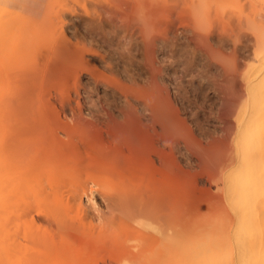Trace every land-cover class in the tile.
<instances>
[{
  "label": "bare ground",
  "instance_id": "bare-ground-1",
  "mask_svg": "<svg viewBox=\"0 0 264 264\" xmlns=\"http://www.w3.org/2000/svg\"><path fill=\"white\" fill-rule=\"evenodd\" d=\"M24 1L0 0V264H264V0H174L157 25L156 34L166 33L157 37L165 38L151 43L134 24L119 22L122 12L118 18V8L111 7L115 0H50L42 21L22 14ZM167 21L175 27L164 26ZM160 24L170 29L163 34ZM179 47L201 68L196 74L188 63L192 80L187 81L207 82L215 90L216 77H223L221 62L232 67L223 69L226 75L238 78L229 81L232 108L220 101L221 108H231L226 121L232 120L222 121L228 123L224 130L221 121L212 124L213 132H225L223 144L231 147L215 187L222 203L191 208V224L179 221L177 172L172 174L170 165L178 169L177 159L190 163L194 154L184 152L186 143L170 139L171 146L168 139L200 111L179 100L183 118L176 109L171 110L176 116L166 112L167 95L168 102L157 101L164 80L170 90L189 83L183 68L169 72L161 65L168 58L165 48ZM148 48L156 49L154 58ZM175 54L180 65L185 59ZM137 58L150 61V71ZM159 66L172 78L162 77ZM56 76L62 77L58 85ZM179 88L174 91L181 93ZM219 94L212 96L216 108L226 90ZM158 120L165 133L156 128ZM189 124L182 135L192 143L207 136ZM150 126L166 135L163 144H169L163 146H171L170 153L157 147L163 136L157 135L155 146L150 139L156 134L140 130ZM184 136L181 141L192 140ZM144 139L163 165L152 159L153 152L146 161L150 155L138 145ZM166 164L171 171L164 170L170 168ZM184 217L188 220L187 213Z\"/></svg>",
  "mask_w": 264,
  "mask_h": 264
},
{
  "label": "rangeland",
  "instance_id": "rangeland-1",
  "mask_svg": "<svg viewBox=\"0 0 264 264\" xmlns=\"http://www.w3.org/2000/svg\"><path fill=\"white\" fill-rule=\"evenodd\" d=\"M12 2H14V0H11ZM16 1V3H17V0H15ZM21 1V0H20ZM50 0H25L24 2V6L22 7V14L23 15H25V16H30V17H32V18H34V19H36V20H40V21H42L43 20V18L45 17V15H46V13H47V11H48V9H49V5H50V2H49ZM131 1V0H130ZM129 0H126V4H127V6L129 7V8H131L132 7V5H133V3L134 2H130ZM12 4V3H11ZM112 5H111V7L112 8H114V9H116V11H117V6H116V3L115 2H112L111 3ZM48 6V7H47ZM11 8H13L12 6H11ZM45 8V9H44ZM130 10V9H129ZM121 13V11L119 10L118 11V13ZM120 13L117 15V13H116V15L118 16V18H120ZM42 16H43V18H42ZM174 16V15H173ZM121 17H122V15H121ZM162 18V17H161ZM175 18V16L172 18V20ZM42 19V20H41ZM163 19V18H162ZM119 20V22H121V18L120 19H118ZM175 20V26L178 28L179 27V25H180V20L179 19H177V18H175L174 19ZM176 20H179V22L178 21H176ZM165 21V20H164ZM168 22L169 21H167V22H164V26H172V27H175V26H173V24H168ZM170 23H172L171 22V20H170ZM164 26H162V24H160V27L163 29L164 28V30L166 29ZM167 26V27H168ZM170 26V27H171ZM170 28H167L165 31H161V33L163 32V34H164V32H166V31H168ZM166 34V33H165ZM165 34L164 35H162V34H159V35H162V36H165ZM159 35L158 34H156V35H154L153 36V40H155V39H161V38H165V37H162V36H160L161 38H158L159 37ZM158 36V37H157ZM207 37V36H206ZM153 40H151V41H153ZM151 43V42H150ZM115 47V46H114ZM113 46H112V49L114 48ZM183 48V47H182ZM182 48L181 47H179V48H165V52L167 53V57L168 58H166L165 59V64L164 63H162L161 65H167L168 67H169V69H170V71L169 72H172V71H174L173 69H180V70H178V71H181V69L183 68H185V70L183 71V69H182V72H184V82H186L187 80H192L191 79V72H187V68L188 67H190V64L191 65H193L194 66V68H195V72H196V74H199L200 73V71L201 70H199V69H201L200 68V66L197 68L196 67V61L195 60H192L193 59V57H192V54H191V52L189 53L188 52V50L187 49H185V47L183 48V50H182ZM148 49H150V50H153L152 52L153 53H151V51H150V54H154V55H152L153 56V58L156 56L155 55V52H156V49H153V48H148ZM147 49V50H148ZM174 49H177V50H174ZM180 49V50H179ZM147 50H145L144 51V54L145 53H147V52H149V51H147ZM155 50V51H154ZM171 50H173V52L171 51ZM147 51V52H146ZM172 52V53H171ZM178 53V55H180V57H182V60L183 59H185L186 60V62H185V60H183L181 63H180V65H178L177 64V58L176 57H174V55L173 54H175V53ZM104 53V52H103ZM102 53V54H103ZM143 53V52H142ZM169 53V54H168ZM176 53V54H177ZM189 53V55H187L186 56V54H188ZM175 54V55H176ZM148 55V53L147 54H145L144 56L146 57ZM209 55H210V57H209ZM104 56H105V54H104ZM137 56H138V53H137ZM151 55H150V57H152ZM172 56V57H171ZM211 56H212V59H211ZM170 57V58H169ZM186 57H188V58H186ZM153 58H152V60H153ZM208 60H210L211 59V61L212 62H216L215 64H217L218 63V61L216 60V59H214L213 58V55L211 54V53H209L208 52ZM140 59V60H139ZM145 59V58H144ZM143 59V60H144ZM146 59L147 60H150L149 59V56H147L146 57ZM138 60V61H137ZM147 60H145V62L144 63H146L145 64V66H143L147 71H150V68H149V63H150V61H148L147 62ZM215 60V61H214ZM134 61V62H133ZM132 61V64L134 65V64H136L135 63V59ZM136 61L138 62V64H139V62H140V64L142 65V59L141 58H137L136 59ZM167 61H168V64H167ZM191 61V62H190ZM142 62V63H141ZM185 62V67H184V65L182 64V63H184ZM209 62V61H208ZM211 62V63H212ZM170 63L172 64V65H170ZM188 63H190V64H188ZM220 63V62H219ZM160 65V64H159ZM174 65V66H173ZM183 65V66H182ZM187 65V66H186ZM221 65H222V67H224L223 69H226L227 71H229V69L230 68H232V67H230L228 64H226V63H224V64H222V62L220 63V65H218L219 67H221ZM136 66V65H135ZM161 67V66H159V68H161V73H160V75H162V77H169V78H172V76L171 75H168L167 76V74L166 73H164V72H166V70L164 69V67ZM172 66V67H171ZM127 68H129V70L130 71H133L134 69H135V67L133 68V66H129V67H127ZM132 68H133V70H132ZM197 69H198V73H197ZM223 69H221V74H222V78H220V77H216V78H218V81H220L221 82V84H220V82H217V79L216 78H214L215 76L214 75H210V74H208V73H206L205 71V73H206V75H207V77H209L210 79V81H212L213 82V80L215 81V79H216V83H218L219 84V86H218V84L216 85L217 87H216V89H218L219 91H217L216 89L215 90H213L215 87L213 86V85H211V87L213 88L212 90L210 89V84H208L207 82H202L201 84L200 83H198L197 81V79H193L194 81H187V82H189V83H187V84H185L184 83V85H182V84H178V85H172V87H174V88H176V86H177V88H179V87H181V86H183V87H181V88H179V89H181V93H178L177 92V89H175L176 90V92L174 91V88H173V90H170L171 89V86L170 85H168V83L164 80V82H162L161 84H163L162 85V88H161V85H159V87L161 88L160 90H159V94L160 95H158L157 97V101H159L158 103H163L164 102V100L165 101H167L168 99V97H169V99H171V101L169 100V104L167 103V105H170V107H172V105H173V108H170V107H167V105L165 104V106H166V108L167 109H169V111L168 110H166V112H172L173 110H175L176 111V113L179 115V117H183V118H187V117H184V113H183V110H181V103H180V101L181 102H183V100H185V103H186V106H189V105H191V109H194L195 108V110L196 111H200V114H199V116H198V112H196L197 113V115H196V117L194 118L195 120H197V119H201V120H197V121H192L191 119H192V117L190 116V117H188L187 118V120L189 119V118H191V119H189L188 121H186V123L184 124L183 122L182 123H179V127L181 126L183 129H182V133H184V131L186 132L187 130H185V127L184 126H187V124H191L192 125V128H195V130L196 131H198V134H199V130L202 132V130H206V131H203V132H205L206 134H207V136H205V137H207V138H205L203 135H202V138L201 137H199L200 139V141H198V140H196L195 142H191V141H193V139L190 137V136H187L186 134H183L182 135V133H177V131H175V134H174V137L173 138H171L172 136H169V139H168V137H165V139L167 138L168 139V141H169V143L171 142V140L170 139H172V143H174L173 142V139H177V142H178V140H179V142L180 143H177L176 142V140H174L176 143H177V145H180V146H182L183 144H185V145H183V148L185 149V147L184 146H188V148L189 149H185V150H189V151H192V153L190 152V153H188L189 151H185L184 150V152H186L188 155H192V154H194V155H192L193 157L192 158H194L193 160L196 162H190V163H192L191 165H190V163L188 162H184V160L182 159V158H179V159H181V161L182 162H184V163H182L179 159H177L178 160V162L180 161V163H178L177 162V166L179 167H177L178 169H176V168H174L175 166H176V164H175V166L173 165H170V163H169V165L173 168H171L168 164H166V165H168V167H170V168H164V166H165V163H164V166H163V168H164V170H170L171 171V169H172V174H175V172H177V175H173L174 177L176 176V186L173 188V189H177V190H174L175 192L177 191V192H179L178 190H180V192H179V194H177V192H176V199L178 200V196H179V209L178 210H180V212H181V215L179 214V216H180V218H179V221H180V223L182 222V224H191V223H193L192 222V218L188 215V213L191 211V208L193 209V210H199V208L201 207V208H206V207H209V202L213 205H211L212 207H215L216 205L217 206H221L220 205V203H222V196H221V193L219 192L218 193V191L215 189V187L217 186L216 184H219L218 182H220V179H221V174H222V172H223V170H224V164L227 162H225V160H227L228 159V156L230 155L229 153V151H230V148L231 147H229L230 145L228 144V145H224L223 143H225V141L223 140V137L224 138H226L225 136V132L222 134H219V133H216V132H213L214 131V128L212 127V124H215V125H217V126H219V124L222 126V128H221V126L219 127L220 129H225L226 127H227V124H224L223 125V123L224 122H229V121H231L232 120V118L230 119V116H229V119L230 120H228V118H227V121H226V117H224V116H228V113H229V109L228 108H232V100H231V98H229L228 96H230V94H231V92H230V85H231V83H233V81H236L238 78H235V76L233 75L234 73H232V75L234 76V78H232L233 76L230 74V73H227V75H226V73H224L223 71H226V70H223ZM232 71V70H231ZM233 72H234V70H233ZM186 73V74H185ZM190 73V74H189ZM170 74H172V73H170ZM220 74V75H221ZM230 74V75H229ZM236 74V73H235ZM190 75V76H189ZM210 75V76H209ZM230 76V77H227V76ZM68 76V75H67ZM70 76V75H69ZM174 76H176V75H174ZM174 76H173V79H174ZM179 76V75H178ZM178 76H176V78L178 77ZM189 78H188V77ZM59 77L60 76H56V83L58 82V80H60L62 77H60V79H59ZM193 77H194V74H193ZM192 77V78H193ZM224 77H226L225 78V81H224ZM236 77H238V75H236ZM72 78V77H71ZM166 78V79H167ZM188 78V79H187ZM214 78V79H213ZM213 79V80H212ZM223 79V80H222ZM226 79H228V81L226 80ZM234 79V80H233ZM53 80H55V79H53ZM72 80V79H71ZM179 80V79H178ZM231 80V81H230ZM195 81H196V83H195ZM231 83H230V82ZM60 82V81H59ZM175 82V81H174ZM230 83L229 85L227 84V83ZM176 83H177V80H176ZM206 83V84H205ZM58 84H60V83H57V85ZM189 84V85H188ZM197 84V85H196ZM205 84V85H204ZM186 85L188 86V87H186ZM194 85H195V87H194ZM200 85H203V87H202V89H201V87H200ZM220 85H222V86H220ZM225 85L226 86H228L229 87V92L227 91L228 90V88H224L225 87ZM185 87V88H184ZM190 87V88H189ZM166 88H167V92H166ZM185 89V90H183V89ZM188 88V89H187ZM207 90H209V91H212V92H209L208 91V94L206 93L207 91H206V89ZM209 88V89H208ZM221 88V89H220ZM225 89L226 90V95H222V93L223 92H225V90H222V89ZM170 90V92H169V90ZM163 91V93H164V95H163V93H162V91ZM172 91H174L176 94H178L179 95V97H181V99H179L178 98V103H176V101L174 100V95L175 94H173L172 93ZM214 91V92H213ZM223 91V92H222ZM165 92L167 93V94H165ZM220 92V94L219 95H222L223 97L222 98H220L219 96H217V97H219L218 98V102L216 103L217 104V106H218V108H216L215 106H212V105H214V100H213V95L216 93V95L218 94ZM222 92V93H221ZM228 92V93H227ZM55 92L54 91H52V98H53V101H55L56 103H58V104H60V101H61V98H60V96L58 95V93L56 94H54ZM169 93V94H168ZM211 93V94H210ZM214 93V94H213ZM162 94V95H161ZM173 94V95H172ZM181 94H184L185 96H184V98H183V95L182 96H180ZM168 96L166 99L164 98L165 96ZM177 95V96H178ZM204 97H203V96ZM210 96L212 97V98H210ZM232 96V95H231ZM224 98V99H223ZM156 99V98H155ZM160 99V100H159ZM177 99V98H176ZM183 99V100H182ZM222 99L224 100V101H222ZM180 100V101H179ZM173 101H175V102H173ZM220 101H222L224 104H227L226 106H230V107H226L225 105H223L224 107H222L223 108V110H222V108L220 107V105L221 104H223L222 102H220ZM168 102V101H167ZM153 103V102H152ZM151 103V104H152ZM170 103H172V104H170ZM175 103H176V105H175ZM179 103H180V105H179ZM188 103V104H187ZM221 103V104H220ZM154 104V103H153ZM178 104V105H177ZM175 105V106H174ZM177 106V107H176ZM202 106V107H201ZM222 106V105H221ZM151 107V106H150ZM149 107V108H150ZM190 107V106H189ZM194 107V108H193ZM178 108V109H177ZM180 108V109H179ZM230 108V109H231ZM172 110V111H171ZM222 112L221 113V115L219 114V112L220 111ZM224 110H227V111H224ZM229 110V111H228ZM150 111V110H149ZM175 111H174V113L172 112L171 114H175V116H176V113H175ZM178 111H179V113H178ZM219 111V112H218ZM170 113H167V115L165 114V117L167 116V117H169L170 115ZM180 113H181V115H180ZM218 113V114H217ZM225 113V114H224ZM183 114V115H182ZM206 114V115H205ZM230 114V113H229ZM169 115V116H168ZM200 115H201V117H200ZM220 115V116H219ZM175 116H172V118L171 119H173V117H175ZM219 116V117H218ZM221 116L222 117H224L223 119L225 120H223V119H221ZM158 117V116H157ZM166 117V118H167ZM178 117V116H177ZM179 117H178V119H179ZM165 118V119H166ZM170 118V117H169ZM220 119L219 121H218V119ZM157 119H159V117L157 118ZM160 119L161 120H163L164 119V115L162 114L161 116H160ZM178 119H175L174 118V120H178ZM214 120H216V121H214ZM180 120H178V122H179ZM214 121V122H213ZM221 121V122H220ZM222 121H223V123H222ZM207 122V123H206ZM209 122V123H208ZM216 122V123H215ZM220 122V123H219ZM204 124L205 123V125H202V124ZM157 124H160L161 126L163 125L161 122H160V120H158V123ZM156 124V125H157ZM182 124H184V125H182ZM189 124V125H190ZM210 124V125H209ZM160 125L158 126H156V128H158L159 129V131H160V133H165L164 132V129H165V127H163V126H165V125H163L162 127V129H161V127H160ZM190 125V126H191ZM208 127H207V126ZM226 125V126H225ZM160 127V128H159ZM206 127L208 128V129H206ZM150 128H152L153 129V127H147L146 129L145 128H141L140 130H142L143 129V131L144 132H151V133H153L152 134V136H155L154 134H156V132L154 131H152V129H150ZM201 128V129H200ZM180 130H181V128H179ZM213 129V130H212ZM148 130V131H147ZM213 133H212V132ZM140 133H141V131H139ZM214 133H216V135L214 134ZM178 134V135H177ZM179 134H181L182 136L181 137H183L184 135V137H186V138H188V137H190L192 140H190L189 138V140H185V139H183L182 141L180 140V135ZM219 134V135H218ZM145 135L146 136H149L148 138L150 139L151 138V136H150V133L148 134H146L145 133ZM157 135H161V136H163L162 138H159L160 140L162 139V142H160V140L159 139H157L156 137H161V136H157ZM164 135L165 134H156V136H155V138L153 137L152 139H150V140H153V142H151L152 144H154L155 142V146L157 145V141H159L160 142V145H157V147H159V146H161L162 148L164 147V149L166 150V151H168V153H170L169 152V150H167L169 147H165L166 145H168L169 143H167L166 144V142L164 143L165 144V146H163L164 144H163V139H164ZM222 135V136H221ZM146 136H144V137H146ZM166 136V135H165ZM168 136V135H167ZM177 136H178V138H177ZM222 138H220V137ZM176 137V138H175ZM180 137V138H179ZM209 138V139H208ZM146 139V142H147V140H149V139H147V137L145 138ZM145 139H144V141L141 143V142H139L138 143V145L139 146H141V149H143L142 147H144V145H145V148H144V150L146 151V154L147 155H150V157H148L145 153H143L144 152V150L142 151V150H140V152H142L143 153V157L144 156H147L148 158H146L145 157V159H146V161H148L150 158H152V156L153 155H151L152 154V152H153V154L155 155V156H153V160L157 163V165L158 166H160V165H163V163L161 164V162H163L162 161V159L160 160V159H157L158 158V156H157V153H154V152H157V151H155V150H153L152 151V148L153 149H155V147H152V144L150 143V142H148L147 144H149L150 143V145H146L145 144ZM166 139V140H167ZM182 139V138H181ZM203 139V141H201ZM207 139V140H206ZM213 139H214V141H213ZM149 140V141H150ZM156 140V141H155ZM224 142H223V141ZM167 141V142H168ZM184 141V142H183ZM198 141V142H197ZM159 142H158V144H159ZM197 142V143H196ZM219 142V143H218ZM172 143H170V145L172 144ZM175 143V144H176ZM196 146H195V145ZM215 144V145H214ZM143 145V146H142ZM153 145V146H154ZM173 145V144H172ZM171 145V146H172ZM195 147H193V146ZM198 145V146H197ZM202 145V146H201ZM171 146H170V150H171ZM220 146V147H219ZM150 147V148H149ZM229 149H227V148ZM139 147L137 146V148H135V149H138ZM221 148V149H220ZM149 149V150H148ZM157 149V148H156ZM199 149V150H198ZM220 150V151H217L216 152V150ZM139 150V149H138ZM200 150H202V151H200ZM149 151V152H148ZM210 153H209V152ZM208 152V153H207ZM206 153V154H205ZM202 154V155H201ZM210 154V155H209ZM218 155H219V158H218ZM201 156V157H200ZM205 156H207L206 158H205ZM164 157V156H163ZM165 157H167V158H165V159H168L169 160V156L168 155H166ZM196 157V158H195ZM205 158V159H204ZM227 158V159H226ZM151 159V160H152ZM164 159V158H163ZM164 159V162L166 161L167 162V160H165ZM219 159V160H218ZM161 161L160 162V165H159V161ZM218 160V162H215V161H217ZM150 161V160H149ZM158 161V162H157ZM222 161H224V163L222 162ZM212 162V163H211ZM168 163V162H167ZM185 163H187V164H185ZM195 163V164H194ZM204 163V164H203ZM187 167L188 166V168L186 169V168H184L183 166L184 165ZM190 166H189V165ZM203 164V165H202ZM217 165V167L215 168V166ZM183 165V166H182ZM194 165V166H193ZM213 165V166H212ZM162 168V169H163ZM189 168H191L189 171H188V169ZM214 168V169H213ZM177 171H176V170ZM221 169V170H220ZM192 170V171H191ZM194 170V171H193ZM206 170H208V171H206ZM183 171V172H182ZM217 171V172H216ZM187 172V173H186ZM183 173V174H182ZM198 173V174H197ZM220 173V174H219ZM187 176H188V178H187ZM211 176H213V178L211 177ZM157 177V176H156ZM159 178V177H158ZM157 178V179H158ZM217 178V179H216ZM174 180H175V178H174ZM214 180V181H213ZM218 180V181H217ZM187 181V182H186ZM190 181V182H189ZM195 182V183H194ZM217 182V183H216ZM163 183V182H162ZM162 183H160V184H158V185H162ZM165 183V182H164ZM166 183H168L169 184V182H166ZM190 183V184H189ZM212 183V184H211ZM167 184V185H168ZM165 185V184H164ZM170 185V184H169ZM168 185V187L170 188V186ZM185 185V186H184ZM192 185V186H191ZM211 185V186H210ZM215 185V186H214ZM182 186V187H181ZM204 186V187H203ZM160 187V186H159ZM168 187L166 188V189H168ZM183 187H185V189L183 188ZM160 188H163V186L162 187H160ZM187 188V189H186ZM198 188V189H197ZM165 188H164V190H166ZM190 192H188V191ZM167 191V190H166ZM182 192H184V194L182 193ZM207 192H209V193H207ZM210 192H212V193H210ZM181 194V195H180ZM204 194V195H203ZM213 194V195H212ZM216 194H219V195H216ZM211 195V196H210ZM209 196V197H208ZM214 196V197H213ZM221 196V197H220ZM207 198V199H206ZM220 200H219V199ZM212 201H211V200ZM184 200V201H183ZM96 201L97 202H101V198H98V197H96ZM184 203V204H183ZM183 205V206H182ZM198 205H200V206H198ZM205 205V206H204ZM186 207V208H185ZM194 207V208H193ZM200 208V209H201ZM187 210V211H186ZM189 210V211H188ZM93 211H95V210H93ZM185 211V212H184ZM183 212H184V215H182L183 214ZM186 213H187V217H188V220H185L184 218V216H186ZM182 218H183V220H182ZM184 221H185V223H184Z\"/></svg>",
  "mask_w": 264,
  "mask_h": 264
},
{
  "label": "clouds",
  "instance_id": "clouds-1",
  "mask_svg": "<svg viewBox=\"0 0 264 264\" xmlns=\"http://www.w3.org/2000/svg\"><path fill=\"white\" fill-rule=\"evenodd\" d=\"M110 3L111 0H104ZM174 0H134L129 10L126 0H115L118 10L122 12L123 24H134L145 42H150L156 34L161 16L172 6Z\"/></svg>",
  "mask_w": 264,
  "mask_h": 264
}]
</instances>
